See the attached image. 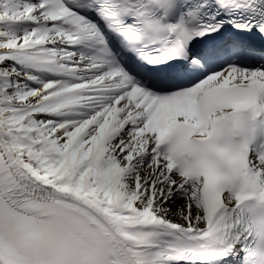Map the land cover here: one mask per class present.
<instances>
[{"label": "snow or ice", "instance_id": "snow-or-ice-1", "mask_svg": "<svg viewBox=\"0 0 264 264\" xmlns=\"http://www.w3.org/2000/svg\"><path fill=\"white\" fill-rule=\"evenodd\" d=\"M0 264H264V0H0Z\"/></svg>", "mask_w": 264, "mask_h": 264}]
</instances>
